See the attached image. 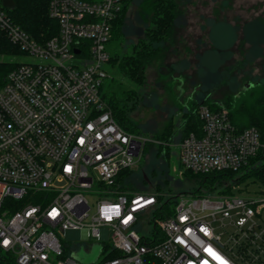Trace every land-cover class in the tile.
<instances>
[{"label":"built area","instance_id":"1","mask_svg":"<svg viewBox=\"0 0 264 264\" xmlns=\"http://www.w3.org/2000/svg\"><path fill=\"white\" fill-rule=\"evenodd\" d=\"M121 11L119 0H51L59 33L39 44L0 7V31L20 52L0 88V250L16 264H84L74 256L95 246L97 264H259L264 244L253 248L249 237L260 252L247 257L236 234L223 241L215 225L230 220L244 231L264 213V190L165 202L158 192L124 186L122 174L139 168L150 140L126 131L103 97ZM197 114L198 131L179 144L185 170L250 171L264 149L258 129L239 130L223 105L201 104ZM69 230L84 232L89 244L65 243Z\"/></svg>","mask_w":264,"mask_h":264},{"label":"rangeland","instance_id":"2","mask_svg":"<svg viewBox=\"0 0 264 264\" xmlns=\"http://www.w3.org/2000/svg\"><path fill=\"white\" fill-rule=\"evenodd\" d=\"M140 1H132L123 20L127 40L132 42H136L145 26L138 13ZM177 13L181 18L169 42L149 65L144 85L136 87L137 94L143 98L128 114L138 134L151 142H154L153 135L162 133L169 123L173 122L176 127L179 137L170 144L167 161L159 159L155 163L151 154L141 158L139 163V166L144 165L141 172L149 177V182L140 189L162 194L165 202L169 196L177 197V200L182 195L192 199L204 193L197 192L198 185L184 175L185 168L180 160L182 134L178 124L182 122L184 111H188L191 104L199 105L207 99L226 104L245 86L257 83L264 86V0H178ZM16 56L17 53L1 54L0 60L10 61ZM19 60L32 61L25 57ZM105 69L109 75L106 83L111 78H123L109 64ZM152 169L158 173L155 178L150 177ZM235 176L233 182L242 174ZM134 181L140 182L137 178ZM262 190L264 184L256 177H249L234 183L226 195L254 198L260 196ZM209 195L213 196L214 192ZM215 226L223 241L236 234V239L242 242L253 237L257 243L253 248L264 244V213L253 218L244 231H239L230 220L218 221ZM250 226H253L252 231L247 230ZM143 235L149 236L146 232ZM102 237L109 241L108 229H103ZM64 242L74 247L89 244L81 230L67 231ZM99 251V246L91 253L81 250V262L97 264ZM260 253L264 258V251Z\"/></svg>","mask_w":264,"mask_h":264},{"label":"trees","instance_id":"3","mask_svg":"<svg viewBox=\"0 0 264 264\" xmlns=\"http://www.w3.org/2000/svg\"><path fill=\"white\" fill-rule=\"evenodd\" d=\"M50 1L14 0L15 9L8 10L3 7V0H0V7L15 24L28 33L36 42L44 44L59 33L58 22L49 16ZM82 1L95 2L97 0ZM119 1L122 11L113 23L112 37L107 49L110 52L113 51L110 54L109 65L113 69H117L123 78H111L107 83L105 81L102 91L115 120L126 131L138 134L137 127L131 123L128 117V114L135 110L139 101L143 98L137 94L136 87L144 85L149 65L164 50L181 15L177 13L178 0H141L138 13L145 26L143 31H140L136 42H132L127 40L128 35L123 30V20L133 0ZM12 53L20 55L18 48L10 44L8 38L0 31V55ZM17 65V63L0 60V88L4 85L8 73ZM202 104H206L215 110L218 109L219 105H223L229 111L231 121L239 130L242 131L250 127L257 128L264 145V86L261 84L245 86L239 95L230 98L226 101V104L209 99ZM200 105L191 104L188 111H184L182 122L178 124L182 134L179 141H182L189 133L198 131L200 120L197 110ZM175 128L173 122H171L162 133L154 134V142L150 141L146 144L143 157L146 158V156L152 154L155 163L159 159L167 161L170 153L169 146L175 138L179 137ZM252 164L254 167L234 182L233 179L238 173L223 172L200 175L185 170L184 175L198 185L196 191L204 192L203 195L215 193L218 190V194L226 195L234 183L236 184L245 178L256 177L264 184V149L258 154L256 159L252 160ZM141 168H144V165L122 174L125 178L124 186L131 192L142 190L140 187L149 182L148 175L146 180L144 171L141 172L140 170ZM157 176V171L152 169L150 177L155 178ZM135 178L139 179L140 182L136 183L134 181ZM163 205L165 209H171L168 204L163 203ZM250 246V240L243 242L239 247V251L245 253L247 257L249 256L247 254L248 250L254 254L259 253L258 249L250 248ZM0 264H16V262L14 257L0 250ZM259 264H264V259H260Z\"/></svg>","mask_w":264,"mask_h":264},{"label":"water","instance_id":"4","mask_svg":"<svg viewBox=\"0 0 264 264\" xmlns=\"http://www.w3.org/2000/svg\"><path fill=\"white\" fill-rule=\"evenodd\" d=\"M3 7H5L8 10H14L16 7V4L14 2V0H3ZM144 178L147 180V175L144 174ZM99 254V253H98ZM76 259L82 261L80 255H75L74 256Z\"/></svg>","mask_w":264,"mask_h":264},{"label":"crops","instance_id":"5","mask_svg":"<svg viewBox=\"0 0 264 264\" xmlns=\"http://www.w3.org/2000/svg\"><path fill=\"white\" fill-rule=\"evenodd\" d=\"M180 89V88H179ZM181 90V89H180Z\"/></svg>","mask_w":264,"mask_h":264}]
</instances>
